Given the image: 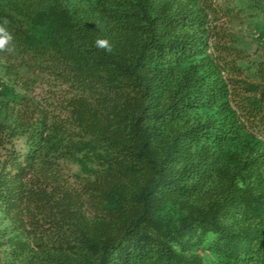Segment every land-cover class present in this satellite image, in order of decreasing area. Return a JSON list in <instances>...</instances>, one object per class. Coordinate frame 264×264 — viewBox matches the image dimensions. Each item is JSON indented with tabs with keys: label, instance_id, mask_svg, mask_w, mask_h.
Segmentation results:
<instances>
[{
	"label": "trees",
	"instance_id": "obj_1",
	"mask_svg": "<svg viewBox=\"0 0 264 264\" xmlns=\"http://www.w3.org/2000/svg\"><path fill=\"white\" fill-rule=\"evenodd\" d=\"M241 10L0 0L25 89L0 118V264H264V48L240 47Z\"/></svg>",
	"mask_w": 264,
	"mask_h": 264
},
{
	"label": "rangeland",
	"instance_id": "obj_2",
	"mask_svg": "<svg viewBox=\"0 0 264 264\" xmlns=\"http://www.w3.org/2000/svg\"><path fill=\"white\" fill-rule=\"evenodd\" d=\"M233 1L237 8L242 9L239 19L233 23L240 47L251 52L264 48V0ZM20 72L22 77L26 75L25 69ZM19 79L13 68L9 67L4 54L0 53V118L4 117L7 104L14 103L15 95H21L25 91ZM2 227L0 214V229Z\"/></svg>",
	"mask_w": 264,
	"mask_h": 264
},
{
	"label": "clouds",
	"instance_id": "obj_3",
	"mask_svg": "<svg viewBox=\"0 0 264 264\" xmlns=\"http://www.w3.org/2000/svg\"><path fill=\"white\" fill-rule=\"evenodd\" d=\"M9 21L7 19L0 20V53L12 54L15 51V46L12 44L13 35L8 29ZM95 47L106 53L113 52V44L107 38H97Z\"/></svg>",
	"mask_w": 264,
	"mask_h": 264
}]
</instances>
